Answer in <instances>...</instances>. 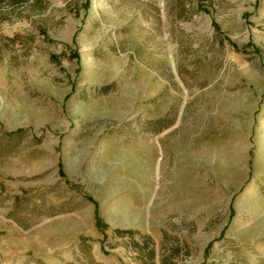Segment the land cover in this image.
<instances>
[{
    "label": "rangeland",
    "instance_id": "1",
    "mask_svg": "<svg viewBox=\"0 0 264 264\" xmlns=\"http://www.w3.org/2000/svg\"><path fill=\"white\" fill-rule=\"evenodd\" d=\"M204 262L264 264V0L0 2V264Z\"/></svg>",
    "mask_w": 264,
    "mask_h": 264
},
{
    "label": "trees",
    "instance_id": "2",
    "mask_svg": "<svg viewBox=\"0 0 264 264\" xmlns=\"http://www.w3.org/2000/svg\"><path fill=\"white\" fill-rule=\"evenodd\" d=\"M3 0H0V2H2ZM176 122L172 121L170 123H167L163 120L161 121H157V122H149V132H162L165 129L170 128L171 126H173ZM97 226L99 229H103V224L100 221H97ZM202 264H209L207 262H204Z\"/></svg>",
    "mask_w": 264,
    "mask_h": 264
},
{
    "label": "crops",
    "instance_id": "3",
    "mask_svg": "<svg viewBox=\"0 0 264 264\" xmlns=\"http://www.w3.org/2000/svg\"><path fill=\"white\" fill-rule=\"evenodd\" d=\"M176 123H177V122H176ZM175 125H176V124H175ZM175 125L171 126V127L168 128V129L163 130L162 132H165L166 130H169V129L173 128ZM162 132H161V133H162Z\"/></svg>",
    "mask_w": 264,
    "mask_h": 264
}]
</instances>
